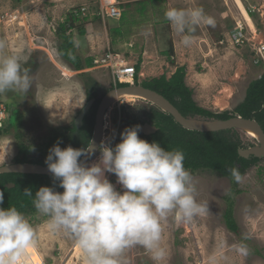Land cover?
<instances>
[{
	"label": "rangeland",
	"instance_id": "1",
	"mask_svg": "<svg viewBox=\"0 0 264 264\" xmlns=\"http://www.w3.org/2000/svg\"><path fill=\"white\" fill-rule=\"evenodd\" d=\"M118 2L119 21L101 12L100 0H0V14L7 13L0 26V102L7 103L13 128L18 109L14 113L12 105L18 104L24 121L18 132L25 145L40 148L45 137L75 126L89 85L98 99L117 87L110 65L101 64L107 54L133 67L141 62L134 85L169 79L184 67L194 101L213 114L233 113L264 72V0ZM63 32L73 36L82 71L59 55ZM152 108L138 98L109 105L101 144L77 177L72 201L57 211L44 207L19 220L12 217L45 264H64L85 221L83 211L92 209L99 188L106 193L111 238L103 264H264V158L237 179L235 188L209 170L164 171L159 163L149 168L130 160L119 147L139 141L140 135L126 129V121H143ZM1 130L3 167L15 164L18 150L16 131ZM232 131L242 149L258 143ZM229 201L237 233L224 222Z\"/></svg>",
	"mask_w": 264,
	"mask_h": 264
},
{
	"label": "trees",
	"instance_id": "2",
	"mask_svg": "<svg viewBox=\"0 0 264 264\" xmlns=\"http://www.w3.org/2000/svg\"><path fill=\"white\" fill-rule=\"evenodd\" d=\"M123 16V15H122ZM122 18V17H121ZM62 29V28H61ZM60 57L69 64L74 71L85 69L80 57L75 52V41L72 35L61 34V44L58 47ZM141 62L135 68L134 84H137V75L140 71ZM92 66V60L86 61V68ZM186 71L180 67L167 79L165 76L151 79L142 84L144 88L161 94L166 98L185 118L215 119L227 121L235 116L244 119L255 120L264 132V72L262 76L251 82L245 94V98L233 113L223 112L213 114L210 111L199 107L193 100L192 90L185 83ZM124 85L117 84V87ZM87 99H95L89 114L84 118L80 129L73 126L45 137L40 148L32 149L25 145L22 133L18 132L24 128L21 115L17 118V127L11 124L7 130L16 131L18 154L15 158L16 164H23L27 158L34 156L49 157L52 161L47 167H71L76 165L87 150L94 131L95 115L101 99H97L98 92L93 85L86 90ZM13 112L15 113L16 110ZM150 123L157 128L152 135H143L139 125ZM126 129L140 135V140L127 147H119L125 152L130 160H137L139 163L155 168L156 164L168 168H175L179 171H190L196 173L202 170H209L221 177L228 178L236 187L237 179L242 177L247 170L253 167L260 159L250 157L244 159L239 156L238 150L243 146L236 131L227 130L220 132H198L189 131L177 124L171 115L161 111L159 108H152L147 118L143 121L136 119L126 121ZM69 132L66 135V132ZM50 153V154H48ZM20 157L24 158L20 160ZM74 181L78 184L76 177L44 176V175H0V220L8 217L33 215V205L39 201L38 195L45 197L46 193L53 192V196L59 192V197L64 193H72L67 190L66 185ZM14 184L8 188L7 185ZM235 190V189H233ZM236 192V191H235ZM61 199V198H60ZM72 199V198H71ZM224 222L229 231L238 232L234 219L233 204L228 202L224 214Z\"/></svg>",
	"mask_w": 264,
	"mask_h": 264
},
{
	"label": "water",
	"instance_id": "3",
	"mask_svg": "<svg viewBox=\"0 0 264 264\" xmlns=\"http://www.w3.org/2000/svg\"><path fill=\"white\" fill-rule=\"evenodd\" d=\"M133 92H142L153 96L158 102L162 104L164 109L160 108L161 111L172 116L174 121L179 124L182 128L189 131H198V132H220L227 130H240L242 127L249 126L255 129L261 139V143H255L250 148L247 149H239L238 154L240 157L244 159H249L250 157H255L258 159L264 158V132L261 126L253 119H244L240 116H235L227 121H218L213 123V125L209 126H195L190 123L189 118H185L166 98H164L161 94L152 91L150 89L144 88L141 85H127L125 87H114L108 93L104 95L101 99L96 115H95V126L93 131V136L91 142L79 160V162L71 167H43L39 165H28V164H12L5 165L0 167V175L2 174H18V175H44V176H64V177H78L82 169L89 163L92 156L98 150L101 140L103 138L104 131V118H105V110L108 101L116 95L123 93H133ZM95 99L89 100L86 105L81 109L79 114L77 115L74 124L77 129H79L82 124L84 118L89 113L91 107L93 106ZM138 130L143 135H152L157 132V128L153 125L144 124L137 127ZM75 186L74 182L69 183L67 186L68 189H71ZM8 188L14 187V184H9ZM74 203L72 202V205Z\"/></svg>",
	"mask_w": 264,
	"mask_h": 264
},
{
	"label": "built area",
	"instance_id": "4",
	"mask_svg": "<svg viewBox=\"0 0 264 264\" xmlns=\"http://www.w3.org/2000/svg\"><path fill=\"white\" fill-rule=\"evenodd\" d=\"M100 2V10L107 18L118 21L121 19L123 9H121V3H119L118 0H100ZM6 16V12L4 14H0V26L4 21V17ZM117 58L118 55L114 56L112 54H107L105 56V59L103 58L101 64L103 63L110 65V67L108 68L112 73L115 85H134L135 68L133 66L126 65L123 62H115ZM8 125V105L7 103L0 102V128L5 129ZM10 231V227L1 230L0 247L3 251L11 253L8 256H12L16 261V264H26V262H28V258L23 254L22 246L20 244L21 241L19 239L26 238L27 234L21 228V224L19 222L16 225L15 230H12V234L10 233ZM110 241L111 238L106 216V193L104 192V190H101L98 200L95 204L92 217L88 218L85 215L84 223L79 226L74 247L79 248L80 252L82 253V260H86L88 264H103L109 254L111 243ZM14 247H16L17 250L12 251ZM73 249L74 248L71 247L69 251H73ZM3 256L4 255L2 254L0 257V264H8V260H6V257Z\"/></svg>",
	"mask_w": 264,
	"mask_h": 264
},
{
	"label": "bare ground",
	"instance_id": "5",
	"mask_svg": "<svg viewBox=\"0 0 264 264\" xmlns=\"http://www.w3.org/2000/svg\"><path fill=\"white\" fill-rule=\"evenodd\" d=\"M129 98H131V99H133V98L137 99L138 98V99L144 100L146 102H149L158 108L164 109L162 104L160 102H158V100H156L153 96L146 94V93H142V92L123 93V94L113 96L108 101L106 108L109 105H112L119 100H127ZM189 120H190V123L195 125V126L201 127V126L213 125L211 123H206V122L197 120L196 118H194V119L189 118ZM240 131L245 132V134H247L249 137L255 139L258 143H261L260 136L255 129H253L249 126H246V127L240 128ZM101 189L102 188H99L98 190H96V194H95L96 196H95V199H94L93 204H92V209L90 210V208H89L88 211H83L88 218H91L93 213H94L95 204L98 200L99 193H100ZM82 193L84 196L87 195V191H84ZM17 224L18 223L16 222L15 218L11 217V218L4 219L2 221V223L0 224V233H1V230L5 229L7 227L11 228L12 225L14 226ZM19 240L21 241L20 244L22 246L23 254H24V256H26L28 258V262H26V264H45L44 257L42 255V253L38 249L37 245L31 239L27 238V240H25V238H20ZM73 248H74L73 251H69L67 256L64 258V264H70L71 262H72V264H88L86 262V260L85 261L82 260V253L80 252L79 248L74 247V245H73ZM15 250H17L16 247H14L12 251H15ZM2 254L4 255L3 257H6V260H8V264H16V261L13 259V257L8 256L11 253H7V252L3 251L2 248L0 247V257ZM33 255H35V257H33Z\"/></svg>",
	"mask_w": 264,
	"mask_h": 264
},
{
	"label": "flooded vegetation",
	"instance_id": "6",
	"mask_svg": "<svg viewBox=\"0 0 264 264\" xmlns=\"http://www.w3.org/2000/svg\"><path fill=\"white\" fill-rule=\"evenodd\" d=\"M97 99H98V97H97ZM92 100V99H91ZM89 100L87 99V102H88ZM96 101V100H95ZM95 103V102H94ZM13 107H14V111L16 110V109H18V113L17 114H19V115H21L20 114V110H19V108H18V104L16 103V101H15V103L12 105ZM99 106V105H98ZM16 108V109H15ZM92 108V107H91ZM158 108V107H157ZM97 109H98V107H97ZM160 109V108H159ZM91 110V109H90ZM90 112V111H89ZM96 112H97V110H96ZM89 114V113H88ZM87 114V115H88ZM17 116V118H18V115H16ZM24 122V121H23ZM75 125V124H74ZM83 125V124H82ZM140 126V125H139ZM82 127V126H81ZM80 127V128H81ZM79 128V129H80ZM48 154H50V153H48ZM17 156V155H16ZM16 156H15V158H16ZM15 158H14V163L16 164V161H15ZM20 160H23L24 161V158L23 157H20ZM26 161L27 162H25V163H23V164H28V165H39V166H43V167H47V166H44V165H49L50 163H51V159L49 158V157H44L43 158V156H34V157H32V158H27L26 159ZM44 164V165H43ZM57 168H60V167H57ZM77 178V177H76ZM71 182H74V181H71ZM71 182H69V183H71ZM69 183L66 185V188H67V186L69 185ZM75 183V186L74 187H72L71 189H68L67 188V190H69V191H71L72 193L70 194V193H64L63 195H62V197H59L58 195H59V192L60 191H58V193H57V195H55V196H53V192H51L50 194L49 193H46V195H45V197H41L40 196V194L38 195V197H39V201L38 202H36L34 205H33V209H35V211H37V210H40V209H42V208H44V207H46V208H50V210H55V211H57V210H59L60 208H62L65 204H69V202H71L72 201V194H73V192H74V189L77 187V183L76 182H74ZM8 186V185H7ZM61 198V199H60ZM70 206V205H69Z\"/></svg>",
	"mask_w": 264,
	"mask_h": 264
},
{
	"label": "clouds",
	"instance_id": "7",
	"mask_svg": "<svg viewBox=\"0 0 264 264\" xmlns=\"http://www.w3.org/2000/svg\"><path fill=\"white\" fill-rule=\"evenodd\" d=\"M12 216H14V217H17V218H18V216H15V215H12ZM0 221H3V220H0Z\"/></svg>",
	"mask_w": 264,
	"mask_h": 264
},
{
	"label": "crops",
	"instance_id": "8",
	"mask_svg": "<svg viewBox=\"0 0 264 264\" xmlns=\"http://www.w3.org/2000/svg\"><path fill=\"white\" fill-rule=\"evenodd\" d=\"M177 70V69H176ZM176 72V71H175ZM171 77V76H170ZM186 83V82H185ZM188 86V85H187ZM194 100V99H193ZM109 227V226H108Z\"/></svg>",
	"mask_w": 264,
	"mask_h": 264
}]
</instances>
